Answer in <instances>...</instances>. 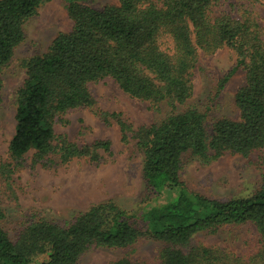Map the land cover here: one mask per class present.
Masks as SVG:
<instances>
[{"label": "trees", "instance_id": "obj_1", "mask_svg": "<svg viewBox=\"0 0 264 264\" xmlns=\"http://www.w3.org/2000/svg\"><path fill=\"white\" fill-rule=\"evenodd\" d=\"M47 1L0 0V89L26 22ZM92 2L64 0L71 28L27 60L0 179L13 192L15 175L28 166L110 158L109 139H70L55 130L68 122L66 114L88 108L105 124L116 123L123 143L133 142L147 195L138 211L108 199L63 220L0 206V264H80L94 248L125 253L106 264H149L127 254L147 239L160 243L156 264H264V180L251 195L218 199L191 191L181 178L193 160L209 164L226 153L248 158L264 151V24L255 7L264 0ZM224 47L235 54V66L213 80L205 99L195 98L200 56ZM238 68L245 76L234 96L238 118L215 117L217 97ZM105 79L148 102L157 119L134 126L100 108L92 86ZM246 225L255 233L241 254L196 241L200 233Z\"/></svg>", "mask_w": 264, "mask_h": 264}, {"label": "rangeland", "instance_id": "obj_2", "mask_svg": "<svg viewBox=\"0 0 264 264\" xmlns=\"http://www.w3.org/2000/svg\"><path fill=\"white\" fill-rule=\"evenodd\" d=\"M109 2L116 0H93L92 5L101 7ZM255 7L264 24V6L257 4ZM71 26L64 0L43 3L37 14L26 22V38L15 48L10 64L2 71L0 161L7 158L9 141L14 133L16 93L24 81L27 60L44 53L53 38L61 31H68ZM235 63V54L226 47L212 54H202L194 70V97L205 99L214 85L213 80L222 78ZM244 78L241 68L234 71L217 97L218 104L212 115L238 118L234 96L243 85ZM92 91L100 108L122 113L134 126L154 122L159 116L148 102L130 97L111 79L94 84ZM65 117L68 120L66 124L57 123L55 126L58 133L65 132L70 139L83 138L86 141L109 139L112 156L100 163L76 159L52 168L28 166L15 175L13 192L0 179V206L28 212L40 211L57 220L68 219L75 211L108 199L124 209L138 211L147 193L142 181L141 155L134 149L133 142L123 143L119 126L116 123L105 124L88 108L73 110ZM181 178L191 191L211 198L245 197L251 195L264 180V151L253 153L248 158L226 153L209 164L193 160L184 165ZM253 233L255 228L246 225L222 229L216 234L200 233L196 241L241 254L247 248L246 240ZM159 247L160 243L154 240H142L127 254L132 259L156 264ZM124 254L107 248H94L82 256L80 264H106Z\"/></svg>", "mask_w": 264, "mask_h": 264}]
</instances>
